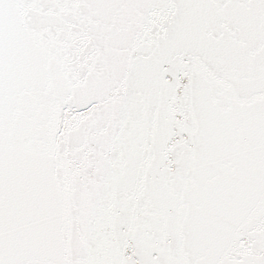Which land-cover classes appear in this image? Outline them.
<instances>
[{
	"label": "snow or ice",
	"instance_id": "snow-or-ice-1",
	"mask_svg": "<svg viewBox=\"0 0 264 264\" xmlns=\"http://www.w3.org/2000/svg\"><path fill=\"white\" fill-rule=\"evenodd\" d=\"M0 264H264V0H0Z\"/></svg>",
	"mask_w": 264,
	"mask_h": 264
}]
</instances>
